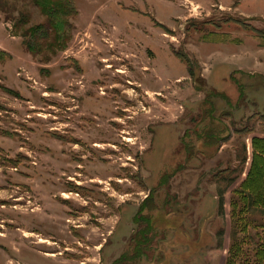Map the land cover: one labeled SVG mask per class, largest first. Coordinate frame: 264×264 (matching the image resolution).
I'll return each mask as SVG.
<instances>
[{
    "label": "rangeland",
    "instance_id": "obj_1",
    "mask_svg": "<svg viewBox=\"0 0 264 264\" xmlns=\"http://www.w3.org/2000/svg\"><path fill=\"white\" fill-rule=\"evenodd\" d=\"M72 1L0 0V264H264V0Z\"/></svg>",
    "mask_w": 264,
    "mask_h": 264
},
{
    "label": "trees",
    "instance_id": "obj_2",
    "mask_svg": "<svg viewBox=\"0 0 264 264\" xmlns=\"http://www.w3.org/2000/svg\"><path fill=\"white\" fill-rule=\"evenodd\" d=\"M35 1L42 8L44 13L48 16L50 24L56 29L62 28L64 26L62 17L69 15L68 13L73 11L72 0H35ZM0 54L7 55V53L2 50H0ZM189 71L190 74L192 75L195 74L191 65L189 67ZM253 146H254V157L251 168L249 170L247 178L242 182L240 187L235 190V193L238 194L240 199H242L243 201H246L249 197H252L253 203H255L256 205H264V199H259V195L255 191L256 187L259 186V183L257 181L259 178H255L254 176V174L256 175V173L259 172L260 174H262L261 176L264 177V138H260L257 136L254 137ZM256 182L258 183V185L255 184ZM222 207H223V203H221V210Z\"/></svg>",
    "mask_w": 264,
    "mask_h": 264
},
{
    "label": "crops",
    "instance_id": "obj_3",
    "mask_svg": "<svg viewBox=\"0 0 264 264\" xmlns=\"http://www.w3.org/2000/svg\"><path fill=\"white\" fill-rule=\"evenodd\" d=\"M198 60V59H197ZM199 62V64H200V61H198ZM202 63H205L204 61H201ZM254 137H256L255 135L253 136V138ZM257 137H260V138H264V137H262V136H259V135H257ZM227 141H229V140H227ZM225 145H227V142L226 141H224L223 142V144H222V146H221V148H224V146ZM252 148H253V152H252V156H251V164H250V167H249V169L248 170H242V172H240V178H237L236 179V184H235V182H231V183H229V185H228V187L230 188L229 189V192L231 193L233 190L232 189H234V188H239L240 187V185L242 184V182L247 178V175H248V173H249V170H250V168H251V165H252V161H253V157H254V146H253V140H252ZM244 162H246V159L244 160ZM238 174H239V171H238ZM240 179V180H239ZM233 183V184H232ZM232 194V193H231ZM223 195H226V193H224V194H222V196ZM224 201V200H223Z\"/></svg>",
    "mask_w": 264,
    "mask_h": 264
}]
</instances>
